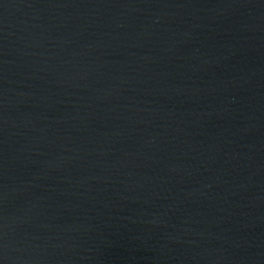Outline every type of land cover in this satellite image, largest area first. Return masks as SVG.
Listing matches in <instances>:
<instances>
[{"label":"water","instance_id":"1","mask_svg":"<svg viewBox=\"0 0 264 264\" xmlns=\"http://www.w3.org/2000/svg\"><path fill=\"white\" fill-rule=\"evenodd\" d=\"M0 264H264V0H0Z\"/></svg>","mask_w":264,"mask_h":264}]
</instances>
